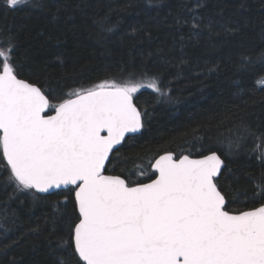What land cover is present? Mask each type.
Here are the masks:
<instances>
[{
	"label": "trees",
	"instance_id": "trees-1",
	"mask_svg": "<svg viewBox=\"0 0 264 264\" xmlns=\"http://www.w3.org/2000/svg\"><path fill=\"white\" fill-rule=\"evenodd\" d=\"M39 2L14 11L0 0V40L16 34L24 78L64 96L104 79L122 82L146 73L158 76L169 93H137V106L149 114L145 128L126 139L110 173L148 181L132 174L139 171L136 165L148 168L166 152L177 158L216 152L224 160L223 186L238 183L249 194L232 209L264 203L252 196L253 181L264 180V159L258 158L264 149V90L255 83L264 77V0H202L203 8L197 0ZM178 18L185 23L178 25ZM244 126L255 135L233 150L230 142ZM5 175L0 165V264H57L58 258L76 264L66 252L60 257L51 251L68 238L56 208L70 215L72 199L65 205L59 194L18 191Z\"/></svg>",
	"mask_w": 264,
	"mask_h": 264
},
{
	"label": "snow or ice",
	"instance_id": "snow-or-ice-1",
	"mask_svg": "<svg viewBox=\"0 0 264 264\" xmlns=\"http://www.w3.org/2000/svg\"><path fill=\"white\" fill-rule=\"evenodd\" d=\"M3 2L14 11L41 6L39 0ZM205 6L197 0V8ZM17 50L15 33L0 40V165L3 180L18 191L59 194L65 205L72 199L70 215L56 208L68 238L53 253L66 252L76 264H264V203L232 209L249 194L238 183L223 186L224 160L216 152L199 159L166 152L148 168L136 165L132 174L148 181L110 173L126 138L145 128L149 114L137 106V93L169 94L158 76L104 79L59 96L23 77ZM255 83L264 90V77ZM254 135L242 127L230 148ZM253 183L252 196L264 198V180Z\"/></svg>",
	"mask_w": 264,
	"mask_h": 264
},
{
	"label": "water",
	"instance_id": "water-1",
	"mask_svg": "<svg viewBox=\"0 0 264 264\" xmlns=\"http://www.w3.org/2000/svg\"><path fill=\"white\" fill-rule=\"evenodd\" d=\"M143 131V130H142ZM142 133V132H141ZM141 133H137V134H134V136H137V135H140ZM127 139V138H126ZM176 156V155H175ZM177 157V156H176ZM203 156H201V157H191L190 156V158H193V159H199V158H202ZM179 158V157H178ZM225 166V165H224ZM223 169L224 168H222V171H223ZM35 191V190H34ZM59 190H57V192H58ZM37 193V192H36ZM38 194H40V195H49V194H42V193H38Z\"/></svg>",
	"mask_w": 264,
	"mask_h": 264
}]
</instances>
